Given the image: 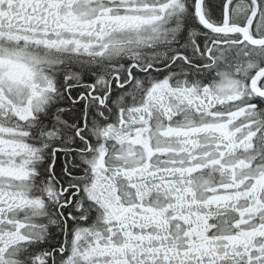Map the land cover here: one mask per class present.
<instances>
[{
  "label": "snow or ice",
  "instance_id": "1",
  "mask_svg": "<svg viewBox=\"0 0 264 264\" xmlns=\"http://www.w3.org/2000/svg\"><path fill=\"white\" fill-rule=\"evenodd\" d=\"M0 264H264V0H0Z\"/></svg>",
  "mask_w": 264,
  "mask_h": 264
}]
</instances>
